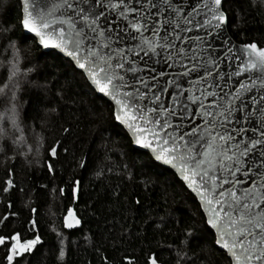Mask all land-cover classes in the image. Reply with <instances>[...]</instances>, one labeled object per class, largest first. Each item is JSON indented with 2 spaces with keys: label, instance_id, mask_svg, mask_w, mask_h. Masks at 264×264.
<instances>
[{
  "label": "snow or ice",
  "instance_id": "obj_1",
  "mask_svg": "<svg viewBox=\"0 0 264 264\" xmlns=\"http://www.w3.org/2000/svg\"><path fill=\"white\" fill-rule=\"evenodd\" d=\"M17 7L19 26L42 48L61 53L74 76L110 101L112 119L131 143L174 170L194 194L223 264H264V46L213 43L231 0H18ZM14 58L0 86L7 105L15 100L9 81L21 71L18 53ZM7 115L6 123L0 116V136L11 129L13 143L22 141L15 109ZM60 147L56 141L47 149L49 174ZM13 175L9 169L0 181V196L15 188ZM78 189L79 181L71 182L74 200ZM30 211L31 236L0 233V264H24L41 242L37 209ZM10 216L18 213H3L0 224ZM80 224L69 207L63 227ZM58 257L65 258L63 246Z\"/></svg>",
  "mask_w": 264,
  "mask_h": 264
},
{
  "label": "trees",
  "instance_id": "obj_2",
  "mask_svg": "<svg viewBox=\"0 0 264 264\" xmlns=\"http://www.w3.org/2000/svg\"><path fill=\"white\" fill-rule=\"evenodd\" d=\"M17 3L0 2V86L9 61L15 63L14 53L21 70L9 81L14 102L7 105L0 95V116L6 123L7 110L14 108L23 136L17 143L11 129L0 136V181L11 169L16 185L8 196H0V215L18 213L0 224V233L31 236L26 221L33 216L30 209H37L41 242L26 254L24 264H104L105 258L109 264H127L125 257L132 264H148L150 256L160 264H223L195 197L173 172L134 148L112 119L110 103L74 76L65 58L43 52L24 34ZM231 6L226 13L231 37L264 46L261 0L255 6L251 0H231ZM56 141L62 147L56 172L49 174L44 160ZM73 181H79L75 200ZM69 207L82 221L79 230L63 227ZM61 246L63 260L58 257Z\"/></svg>",
  "mask_w": 264,
  "mask_h": 264
},
{
  "label": "water",
  "instance_id": "obj_3",
  "mask_svg": "<svg viewBox=\"0 0 264 264\" xmlns=\"http://www.w3.org/2000/svg\"><path fill=\"white\" fill-rule=\"evenodd\" d=\"M193 2H195V0H193ZM24 31V34L25 35H27V36H31V37H33L35 40H36V37L33 35V34H31V33H27L25 30H23ZM224 39H230L234 44H236V45H239L240 43H237L232 37H231V35H230V33H229V30H228V20H227V25H226V27L224 28V32L216 39V40H214L213 41V43L215 44V45H217L218 47H219V45H220V42L222 41V40H224ZM38 45V44H37ZM38 47L43 51V52H54V53H57V54H59L60 56H62L63 57V55L61 54V53H58L56 50H54V49H44V48H42L41 46H39L38 45ZM64 58V57H63ZM98 96H100V97H102L100 94H98V93H96ZM103 99H105L106 101H108L107 100V98H105V97H102ZM109 103H110V101H108ZM121 126V125H120ZM122 128H123V126H121ZM124 129V128H123ZM125 130V132H126V129H124ZM127 133V132H126ZM134 146V148L135 149H137V150H139V151H141V152H145V153H147L148 155H150L151 156V154L146 150V149H142V148H140L139 146H136V145H133ZM154 160V159H153ZM155 161V160H154ZM156 162V161H155ZM158 165H160V166H162V167H164V168H166V169H168V170H170L171 172H173L174 173V170H172V169H170L168 166H166V165H161V164H159V162H156ZM187 189V188H186ZM188 190V189H187ZM189 192H190V190H188ZM191 193V192H190ZM192 194V193H191ZM193 196H194V194H192ZM195 197V196H194ZM196 199V198H195ZM197 200V199H196ZM197 202H198V204H199V201L197 200ZM72 209H73V211L76 213V211H75V209H74V207H71ZM202 211V210H201ZM67 214V213H66ZM65 214V215H66ZM77 214V213H76ZM78 216V215H77ZM79 218V217H78ZM80 219V218H79ZM81 220V219H80ZM82 228V221H81V224H80V226L79 227H77V228H72V229H65L66 231H69V232H71V231H76V230H79V229H81ZM222 251V250H221ZM152 257H154V256H152ZM157 264H160V263H158L157 262Z\"/></svg>",
  "mask_w": 264,
  "mask_h": 264
}]
</instances>
